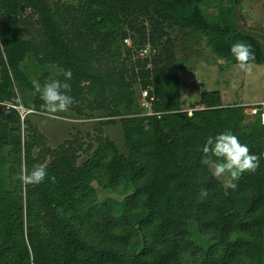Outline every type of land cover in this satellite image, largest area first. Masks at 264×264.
Instances as JSON below:
<instances>
[{
	"label": "trees",
	"instance_id": "obj_1",
	"mask_svg": "<svg viewBox=\"0 0 264 264\" xmlns=\"http://www.w3.org/2000/svg\"><path fill=\"white\" fill-rule=\"evenodd\" d=\"M244 1L0 0V264H264L261 115L218 91L190 115L174 41L263 66L237 26ZM146 47L151 61L135 59ZM147 86L160 118L142 115ZM47 117L94 136L51 146L34 122ZM224 163L236 171L221 180Z\"/></svg>",
	"mask_w": 264,
	"mask_h": 264
},
{
	"label": "rangeland",
	"instance_id": "obj_2",
	"mask_svg": "<svg viewBox=\"0 0 264 264\" xmlns=\"http://www.w3.org/2000/svg\"><path fill=\"white\" fill-rule=\"evenodd\" d=\"M263 1L261 0L264 4ZM254 4L249 1L241 4L237 26L242 32L255 35L264 44L263 20L258 12L259 8ZM174 41L180 72L181 102L188 112L194 111L190 108L197 104L202 93L214 91L221 94L224 106L239 105L244 107V112L248 106L264 104V65H228L212 53L204 36L177 32ZM135 59H138L137 54ZM34 122L51 146H56L76 133L81 134L86 142V134L94 136L92 127L95 123L88 121L47 117L37 121L35 119ZM256 124L259 126L258 122ZM119 131V126L115 125L106 128L104 133L120 144ZM211 167L213 175L221 180L236 171L230 163Z\"/></svg>",
	"mask_w": 264,
	"mask_h": 264
},
{
	"label": "built area",
	"instance_id": "obj_3",
	"mask_svg": "<svg viewBox=\"0 0 264 264\" xmlns=\"http://www.w3.org/2000/svg\"><path fill=\"white\" fill-rule=\"evenodd\" d=\"M125 44L127 46H130V42L128 40L125 41ZM154 50H152L150 47H146L143 50H140L137 52V57L138 59H147L148 61H151V55L153 54ZM150 65H148L147 67H149ZM149 91L151 90L150 86H147V88L145 90H142L140 95H141V100H140V104L139 107L141 109V111L143 112V116H157L158 118H160L161 116L159 114H157L154 111V102H155V98L153 95L150 94ZM6 108H11L14 109L15 111H17L21 117V121L24 122L25 118L27 117V115L33 113V110H27L25 109L23 106H13V105H6ZM200 109H203V106H201ZM190 115L192 114V112H189ZM245 115L249 116V117H255L257 115H261V119H260V125L264 126V104L262 105H257V106H248L245 108Z\"/></svg>",
	"mask_w": 264,
	"mask_h": 264
},
{
	"label": "flooded vegetation",
	"instance_id": "obj_4",
	"mask_svg": "<svg viewBox=\"0 0 264 264\" xmlns=\"http://www.w3.org/2000/svg\"><path fill=\"white\" fill-rule=\"evenodd\" d=\"M255 3L254 6L259 8V14L261 16V19L263 20V25H264V4L261 2V0H253L249 1ZM264 2V1H263Z\"/></svg>",
	"mask_w": 264,
	"mask_h": 264
}]
</instances>
